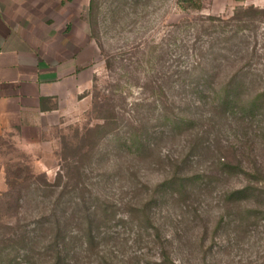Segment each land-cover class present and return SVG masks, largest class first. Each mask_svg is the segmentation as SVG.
Listing matches in <instances>:
<instances>
[{
	"label": "rangeland",
	"instance_id": "obj_1",
	"mask_svg": "<svg viewBox=\"0 0 264 264\" xmlns=\"http://www.w3.org/2000/svg\"><path fill=\"white\" fill-rule=\"evenodd\" d=\"M203 3L57 15L90 83L0 133V264H264V0Z\"/></svg>",
	"mask_w": 264,
	"mask_h": 264
},
{
	"label": "crops",
	"instance_id": "obj_2",
	"mask_svg": "<svg viewBox=\"0 0 264 264\" xmlns=\"http://www.w3.org/2000/svg\"><path fill=\"white\" fill-rule=\"evenodd\" d=\"M71 1L0 0V133L45 114L48 100L83 90L93 37L88 29L56 26ZM51 19L55 25L49 27Z\"/></svg>",
	"mask_w": 264,
	"mask_h": 264
},
{
	"label": "trees",
	"instance_id": "obj_3",
	"mask_svg": "<svg viewBox=\"0 0 264 264\" xmlns=\"http://www.w3.org/2000/svg\"><path fill=\"white\" fill-rule=\"evenodd\" d=\"M179 4L185 8V9H189V8H193V9H201L203 6V0H178ZM212 17V16H211ZM234 87L230 84V85H226L223 89L224 91V96H225V101L220 103V106L224 108V105H227L228 102L230 100H233L234 98H236V94H237V89H233ZM264 96V90H259L256 92V94L254 96L251 97V108L252 105L256 104L262 97ZM46 97H41V107L45 108L44 106V101H45ZM186 179V177H184ZM248 190V186H243V187H238L235 188L233 190H231L229 192V195L231 197L237 196L240 197L242 194H244L246 191ZM235 198V197H234ZM249 212H257V213H264V209H259L256 207L250 208ZM255 217H257V215H254Z\"/></svg>",
	"mask_w": 264,
	"mask_h": 264
}]
</instances>
